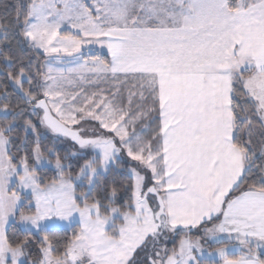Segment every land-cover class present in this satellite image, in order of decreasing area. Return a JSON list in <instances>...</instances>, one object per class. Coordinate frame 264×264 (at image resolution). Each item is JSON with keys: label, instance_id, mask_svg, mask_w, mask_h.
Returning a JSON list of instances; mask_svg holds the SVG:
<instances>
[{"label": "snow or ice", "instance_id": "1", "mask_svg": "<svg viewBox=\"0 0 264 264\" xmlns=\"http://www.w3.org/2000/svg\"><path fill=\"white\" fill-rule=\"evenodd\" d=\"M0 264H264V0H14Z\"/></svg>", "mask_w": 264, "mask_h": 264}, {"label": "trees", "instance_id": "2", "mask_svg": "<svg viewBox=\"0 0 264 264\" xmlns=\"http://www.w3.org/2000/svg\"><path fill=\"white\" fill-rule=\"evenodd\" d=\"M14 3V0H0V14H3L5 11H12V5ZM7 4L8 8L5 9L3 5ZM51 175V173H49Z\"/></svg>", "mask_w": 264, "mask_h": 264}, {"label": "rangeland", "instance_id": "3", "mask_svg": "<svg viewBox=\"0 0 264 264\" xmlns=\"http://www.w3.org/2000/svg\"><path fill=\"white\" fill-rule=\"evenodd\" d=\"M205 246L207 247V244Z\"/></svg>", "mask_w": 264, "mask_h": 264}]
</instances>
